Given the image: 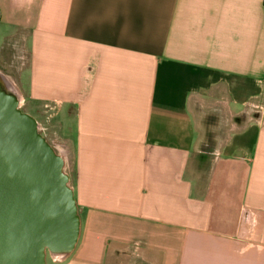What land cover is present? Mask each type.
<instances>
[{
  "label": "crops",
  "instance_id": "0c3cea01",
  "mask_svg": "<svg viewBox=\"0 0 264 264\" xmlns=\"http://www.w3.org/2000/svg\"><path fill=\"white\" fill-rule=\"evenodd\" d=\"M10 8L28 21L0 51L80 220L50 264H264L263 0Z\"/></svg>",
  "mask_w": 264,
  "mask_h": 264
},
{
  "label": "water",
  "instance_id": "95a60500",
  "mask_svg": "<svg viewBox=\"0 0 264 264\" xmlns=\"http://www.w3.org/2000/svg\"><path fill=\"white\" fill-rule=\"evenodd\" d=\"M79 229L64 158L0 80V264L64 258Z\"/></svg>",
  "mask_w": 264,
  "mask_h": 264
},
{
  "label": "rangeland",
  "instance_id": "374dc122",
  "mask_svg": "<svg viewBox=\"0 0 264 264\" xmlns=\"http://www.w3.org/2000/svg\"><path fill=\"white\" fill-rule=\"evenodd\" d=\"M10 3H12V0H0V8L1 6L3 8H1V13H0V39H2L4 36H6L9 33H15L16 32V26L21 25H25L27 18H25L24 16H19L21 15L20 13H22L21 9L15 10L10 8ZM6 4V5H5ZM4 6H6L7 10L4 8ZM20 49V48H18ZM18 52V50L16 51ZM16 52L12 53L11 49L8 50H4V51H0V76L5 77L6 80H8L11 84V87L17 91L18 94H16V92H13L11 87H7L5 81L3 80V77L1 80V83L3 85V87L11 92L16 94L19 97V108L22 112L27 113L28 115H30L31 117H33L38 123H42L43 117H42V111L40 106H38L37 108H35V110H32V107L29 105V101L27 99V97L24 95V93L22 94V85H21V80L19 78V70H17L16 67V62H18L17 57L14 59V56ZM4 56V57H3ZM9 60H12V64L10 67H12L11 69H9L6 65V63L9 62ZM40 134L42 135V131L40 130V127H38ZM45 133L47 134V129L45 130ZM60 155H62V157L64 158V154L59 153ZM66 173V172H65ZM53 257H55L53 255ZM51 257L49 254H47V262L50 264L51 262Z\"/></svg>",
  "mask_w": 264,
  "mask_h": 264
},
{
  "label": "bare ground",
  "instance_id": "6f19581e",
  "mask_svg": "<svg viewBox=\"0 0 264 264\" xmlns=\"http://www.w3.org/2000/svg\"><path fill=\"white\" fill-rule=\"evenodd\" d=\"M0 77H1V76H0ZM2 77H3V76H2ZM2 77H1V79H2ZM3 80L5 81L7 87H11L10 82H9L8 80H6L5 77H3ZM11 89H12L13 92H16V94H18L17 91L14 90L12 87H11ZM19 97H20V96H19ZM19 97H18V98H19Z\"/></svg>",
  "mask_w": 264,
  "mask_h": 264
},
{
  "label": "trees",
  "instance_id": "16d2710c",
  "mask_svg": "<svg viewBox=\"0 0 264 264\" xmlns=\"http://www.w3.org/2000/svg\"><path fill=\"white\" fill-rule=\"evenodd\" d=\"M263 5H264V0H263Z\"/></svg>",
  "mask_w": 264,
  "mask_h": 264
}]
</instances>
